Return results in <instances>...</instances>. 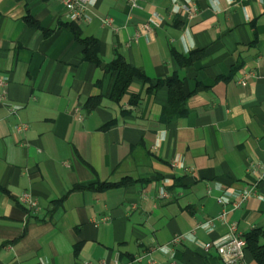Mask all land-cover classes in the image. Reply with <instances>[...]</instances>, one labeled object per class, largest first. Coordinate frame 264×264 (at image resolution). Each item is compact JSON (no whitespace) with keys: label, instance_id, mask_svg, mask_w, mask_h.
<instances>
[{"label":"crops","instance_id":"0c3cea01","mask_svg":"<svg viewBox=\"0 0 264 264\" xmlns=\"http://www.w3.org/2000/svg\"><path fill=\"white\" fill-rule=\"evenodd\" d=\"M90 7L75 24L96 51L59 0H0V264H225L203 247L224 224L171 242L253 184L229 219L264 227V0ZM119 60L135 71L120 100Z\"/></svg>","mask_w":264,"mask_h":264},{"label":"built area","instance_id":"2783aa9c","mask_svg":"<svg viewBox=\"0 0 264 264\" xmlns=\"http://www.w3.org/2000/svg\"><path fill=\"white\" fill-rule=\"evenodd\" d=\"M68 13V18L70 21L79 22L89 19L93 16L91 10L92 0H59ZM133 4H136L137 0H129ZM196 12H191V16H195ZM241 82L246 85V80H241ZM5 93L0 96V100L4 97ZM18 105H13L11 108L12 113H17L19 110ZM29 125L25 122H20L13 126V132L18 136L19 140L24 143L23 136L28 131ZM256 185L253 184L242 191H235L233 193V198L230 200L232 206L231 209L227 207V201L223 196L218 197L217 201L223 206L222 211L215 218L199 222L194 229L190 232L178 234L173 237L172 244L178 245L183 242V240L193 241L195 239V234L198 229L214 230L219 224H224L228 227V235L223 240L213 243L208 242L204 244V251L210 252L212 249H217L221 255V259L225 264H238L243 258L247 247V242L245 237L239 232L237 222L231 221L229 219V214L239 208L244 204L251 196L255 194ZM210 192V188H209ZM165 194V193H164ZM21 201L28 208H37L38 204L29 194L25 193L21 196ZM113 264H119L115 262Z\"/></svg>","mask_w":264,"mask_h":264},{"label":"trees","instance_id":"16d2710c","mask_svg":"<svg viewBox=\"0 0 264 264\" xmlns=\"http://www.w3.org/2000/svg\"><path fill=\"white\" fill-rule=\"evenodd\" d=\"M70 22L71 23L67 24L68 27H70L75 32L76 36L79 39H81L77 25L73 21ZM81 41H83V43L87 46V49L91 48L95 51L98 49V42L95 39H81ZM115 68H117V70L119 71L121 78V83L118 86L117 92V99L120 100L124 93H126L130 80L135 75V71L130 68L127 64H125L122 60L117 61ZM169 83L171 93V106L168 107L166 111L169 112L171 110L170 108H172L173 114L177 118L187 113V108L185 107L186 96L183 91L182 83L178 79V77L171 79ZM123 184L124 182H109L106 183V187H118ZM244 237L247 242L246 250L248 249L252 253L255 261L258 264H264V227H255Z\"/></svg>","mask_w":264,"mask_h":264}]
</instances>
